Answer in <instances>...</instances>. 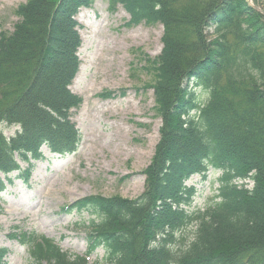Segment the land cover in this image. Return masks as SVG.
Here are the masks:
<instances>
[{"label": "trees", "instance_id": "obj_1", "mask_svg": "<svg viewBox=\"0 0 264 264\" xmlns=\"http://www.w3.org/2000/svg\"><path fill=\"white\" fill-rule=\"evenodd\" d=\"M126 25L163 26L149 84L161 120L137 198L90 194L61 211L95 215L86 250L68 255L44 235L19 232L36 264H264V11L258 0H111ZM91 0H26L0 32V192L35 161L75 152L82 134L70 110L79 69L74 19ZM189 84L191 86L189 87ZM121 95H124L121 90ZM107 92L106 98L116 97ZM20 162L28 168H22ZM220 170L214 201L192 209L186 182ZM251 184V186L249 185ZM189 229L192 236L189 237ZM12 237H18L12 234ZM8 249L0 246V264Z\"/></svg>", "mask_w": 264, "mask_h": 264}, {"label": "rangeland", "instance_id": "obj_2", "mask_svg": "<svg viewBox=\"0 0 264 264\" xmlns=\"http://www.w3.org/2000/svg\"><path fill=\"white\" fill-rule=\"evenodd\" d=\"M258 1L264 11V0ZM25 2L0 0V32L13 30L16 8ZM74 19L81 38L76 52L80 63L69 88L82 103L70 115L82 141L75 152L64 156L45 148L47 158L33 162L27 178L14 173L13 182L0 192V246L8 249L6 264H36L19 232L44 235L68 255H82L95 215L61 208L90 194L139 197L145 186L141 172L151 163L160 138L149 61L162 49L163 26L126 25L129 14L111 0H91V6L80 7ZM110 91L118 95L106 98ZM0 129L11 136L17 126L0 124ZM20 166L28 168L24 162ZM220 174L209 167L205 180L193 176L186 182L197 189L192 209L203 210L213 203ZM102 255V249L96 250L88 264Z\"/></svg>", "mask_w": 264, "mask_h": 264}]
</instances>
